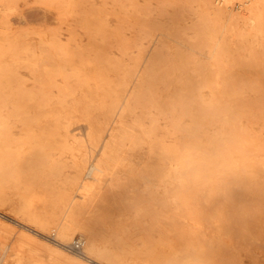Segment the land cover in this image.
<instances>
[{"label": "rangeland", "instance_id": "1", "mask_svg": "<svg viewBox=\"0 0 264 264\" xmlns=\"http://www.w3.org/2000/svg\"><path fill=\"white\" fill-rule=\"evenodd\" d=\"M145 3L153 17L132 13L127 0H0V47L5 49L0 59V81L6 90L22 84L29 92L23 97L20 116L11 118V124L16 123L15 131L7 136L0 155V185L7 193H15L26 201L34 197L39 209L52 212L54 208L42 201L44 197L52 196L51 190L42 193L39 185L48 181L57 187L63 180H71L75 173L74 160L79 157L84 159V174L88 172V178L94 175L90 174L95 170L91 168L105 139L94 144V138L88 135L89 127L101 116L105 108L102 103L111 100L115 88H124L127 79L130 80L126 84L133 85L154 44V39L143 36L139 24L152 26L157 20L160 3L159 0H145ZM241 3L233 0L230 9L248 15ZM181 5L187 7L188 4L186 0H164L161 4L159 12L173 17L156 22L167 21L170 27L164 26V33L173 39L163 36L165 52L164 58L158 60L156 84L158 81L164 86L167 83L171 90L175 86V95L181 91L189 95L193 84L204 85L198 90L203 98H207L209 87L206 85H215L219 79V83L242 84L244 92L240 96L231 93L224 96L226 105L232 108L226 120L231 116L234 123L225 131H221L219 122L202 125L200 120L196 128V123L188 116L180 115L173 132L169 125H165L172 111L167 109L148 115L157 118L152 126L156 127L154 136L159 145L164 140L169 147L177 143L178 149H189V162L191 158L203 161L212 155L205 138L217 137L220 146L214 154L218 163L213 173H207L203 166L200 216L195 222L191 221V233L185 242L176 244L173 249L146 246L142 237L147 226L145 222L150 221L149 216L142 214L144 222L130 236L124 234V244L128 251L138 254L139 264H264V13L260 29L251 21L220 20L216 27H205L204 19L195 14L196 2L180 9ZM210 29L215 32L209 33ZM206 36L211 37V41ZM217 41L221 50L209 57ZM15 43L19 44L24 59H16L11 49ZM183 53L191 58L187 60ZM30 60L35 62L28 65L26 62ZM164 86L160 87L161 90ZM68 98L83 99L82 107L69 111L62 104ZM158 99L165 106L169 100L167 91ZM147 103V100L139 101L133 117L127 114L125 123L130 125L134 123L132 119H139L138 114ZM199 112L203 117L202 111ZM68 120L72 121L70 129L76 128L73 130L77 134L75 138L71 137L72 134L58 133L59 126H65ZM4 126L0 123V129ZM27 127L31 129L25 131ZM200 138L203 139L200 144L189 148ZM151 139L152 135L146 136L144 144L137 150L128 149L131 153L128 161L139 166L156 163L159 152L148 154ZM225 139L240 140L239 145L227 149L230 142L227 144ZM124 148L127 149V145ZM223 160L226 165H222ZM191 163H187L186 170L192 168ZM229 167L254 175L235 178ZM100 176L102 181L98 186L106 185L105 189L114 184L115 196L126 199V206L131 197H139V190L133 191V187L127 184L125 169L108 167ZM18 181L20 185L16 189L15 182ZM81 182L79 179L74 184L72 194L79 199ZM91 206L96 213L97 204ZM116 207L115 213L123 211L120 205ZM147 208L144 205L142 212L146 213ZM219 209L225 218H207L205 215L206 211L219 212ZM1 210L16 228H37L47 239L60 240L50 227L31 221L25 215ZM85 216L82 220L87 219ZM179 219L190 221L183 216ZM98 229L106 227L100 225ZM79 237V234L74 236ZM204 245H210L214 251L206 263L200 262L195 254ZM218 247L222 248L223 254L220 250L215 251ZM42 264L62 263L43 260ZM105 264L111 263L106 261Z\"/></svg>", "mask_w": 264, "mask_h": 264}, {"label": "bare ground", "instance_id": "2", "mask_svg": "<svg viewBox=\"0 0 264 264\" xmlns=\"http://www.w3.org/2000/svg\"><path fill=\"white\" fill-rule=\"evenodd\" d=\"M163 1L159 0L160 6L157 12V20L154 21L152 26L144 27L139 24L140 29L144 31L143 36L154 39L152 50L149 52V56L146 57L142 73L138 75L132 86L126 84L130 80L127 79V81H124V88H115L111 100L103 101L102 105L105 108L101 116L89 127L88 135L94 138V144L100 143L102 138L105 139L99 157L91 168L95 169L92 170L94 172H90V174L94 175L88 178V172L84 174V159L79 157L74 160L75 173L71 176V180L65 179L57 187L48 181L39 185V190L42 193L51 190L52 196L44 197L42 201L47 202L54 208L52 212L39 209L36 204V198L33 197L28 201L23 200L22 197L16 196L15 193H7L0 185V248L4 257L3 264H42L43 260H58L62 264H105L106 261L111 264H139V261H137L138 254L135 251L127 250V245L124 244V234H129L130 236L133 233L132 231L144 222L141 217L142 214L149 216L150 221L145 222L147 226L145 225L144 227V236L142 237V242L146 246L155 245L173 249L176 244L187 240V236L191 233V221L195 222L196 218L200 216L199 204L202 201L200 190L204 187L203 166L205 165L207 173L215 171L218 159L214 154V150L220 145L217 137L213 135L207 136L205 142L208 143L213 154L203 161H194L191 158V163L188 160L190 156L189 149L187 151L180 150L177 143L169 147L164 140L161 146L159 145L158 140L154 136L156 127L152 126L153 123H156L157 118L148 115L157 114L167 109L172 111L169 113L170 120L168 119L165 125H169L173 132L177 129L176 119L180 115L188 116L192 122L196 123V128L199 127L200 120L202 125L204 123L219 122L221 131H225L228 126L234 123L230 119L231 116L228 121L226 120L228 119L226 116L230 115L232 108L226 105L224 96L230 93L240 96L244 92V87L242 84L219 83L220 80L218 79L215 85L211 83L206 85L209 87L208 97L203 98L198 89L204 85L193 84L189 88V95L183 93V91L175 95L173 93L175 86L171 90L167 83L165 86L164 83L159 81L156 84L157 79L155 76L156 68L159 64L158 60L164 58L165 52L163 47L166 41L163 36L171 37L169 34L164 33L163 28L164 26L170 27V24L167 21L161 24L156 21L173 17L159 12ZM232 1L186 0L187 7L192 6L193 2H196L197 12L195 14L204 19L205 27H216L218 26L217 22L220 20L234 23L251 21L255 26L259 27L262 25L264 0H240L244 10H248V15H245L242 11L234 12L231 10L230 4ZM127 6L134 14L140 13L142 17L145 15H152L153 17L152 12L146 7L145 0H127ZM187 7L181 5L180 9ZM213 30L210 29L208 32L211 33ZM258 31L261 32L260 30ZM206 32L204 31V33ZM206 38L211 41V37L206 36ZM172 39L171 37L170 40ZM213 46L214 48L209 57L214 56L217 50H221L218 41ZM221 46H223L222 43ZM11 49H13L16 59H24L19 51L20 46L18 43H15ZM4 54L5 49L0 47V59ZM201 54L203 53L201 52ZM184 56L188 57L187 60L191 58L183 53ZM34 62L30 60L26 63L30 65ZM2 70L10 71V69ZM86 85L90 86L89 83ZM155 86L156 89H154ZM162 86L164 88L161 90L160 87ZM138 87H140L139 91H137ZM165 91H167L169 100L164 106L158 96L161 93H165ZM28 95L29 92L22 84H16L12 88L7 87L6 90V86L0 81V123L5 124L0 129V150H2L0 155L3 152V147L6 146L7 136L13 130L15 131L16 123L12 125L10 122L11 118L20 116L23 97ZM143 100H147L148 103L144 106L142 112L138 114L140 115L139 119L134 118L132 119L134 123L127 125L124 118L127 114L133 117L135 107L139 101ZM82 102L83 99L68 98L62 104L69 111H76L82 107ZM134 102H136L135 105ZM39 109L41 110V108ZM56 110H58V107ZM51 111L49 110V112ZM199 111H202L203 117ZM3 114H6V116H3ZM71 122L68 120L65 126H59L60 130L58 133L61 132L65 136L72 134L73 136L71 137L75 138L77 134L73 130L76 128L70 129ZM29 129L31 128L27 127L25 131ZM48 129L50 130V128ZM150 135H152V139L148 154L154 151L159 152L158 161L156 163H147L143 166L128 161L131 154L128 149L137 150L138 147L144 144V137ZM47 137L49 136L47 135ZM202 140L200 138V141L197 140V144L189 145V148H194ZM239 141L236 140L234 142L232 139L230 141L225 139L227 144L230 142L226 148L233 149L237 144L239 145ZM126 145L127 149L124 148ZM187 163H191L192 168L186 170ZM221 163L226 165L225 160L221 161ZM108 167H116L120 171L125 169L128 173L127 184L133 187V191L139 190V197L137 198V195L131 197L127 206L125 205L127 203L126 199L115 196L114 184L108 185L105 189L103 188L106 185L98 186L102 181L100 173L105 172ZM232 167H229L231 169L230 174L234 175L235 178L254 175L252 172L247 173ZM79 179L82 181L78 187L80 189V199L76 198V195L72 196L75 188L74 184ZM86 179L89 180L87 181ZM40 183H43V181ZM19 185V181L15 182L16 189ZM142 186L143 188H141ZM98 187L99 190L97 191ZM93 203L97 204L99 208L96 213L92 210L91 205ZM116 205H120L123 211L115 213ZM144 205L148 206L146 213L142 212ZM1 209L9 210L18 215H25L31 221L50 227L52 232L59 236L60 240L56 238L54 239L55 241L47 239L41 235L37 228H16V225L6 218V212ZM56 212L59 213L57 217ZM206 214L207 218L221 217L223 219L226 217L220 209L219 212L206 211ZM84 216L87 218L86 220H82ZM181 216L188 218L190 221H181L179 219ZM100 225H104L106 229L99 230L98 226ZM76 234H79L80 237L74 238ZM77 239L82 243L81 253L70 248ZM221 249V247H218L215 251H221ZM213 252V248L210 245H204L198 248L195 254L200 262L206 263ZM221 253L223 254V251ZM208 264L215 263L209 262Z\"/></svg>", "mask_w": 264, "mask_h": 264}, {"label": "built area", "instance_id": "3", "mask_svg": "<svg viewBox=\"0 0 264 264\" xmlns=\"http://www.w3.org/2000/svg\"><path fill=\"white\" fill-rule=\"evenodd\" d=\"M72 250L75 249L78 253H81L82 251V243L77 239L75 243L70 247ZM4 262V257L2 250L0 248V264H3Z\"/></svg>", "mask_w": 264, "mask_h": 264}]
</instances>
